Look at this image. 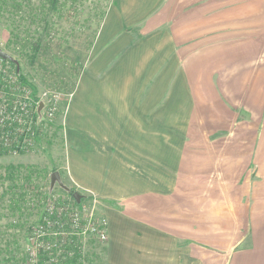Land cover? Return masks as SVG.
I'll return each instance as SVG.
<instances>
[{
	"label": "crops",
	"instance_id": "crops-1",
	"mask_svg": "<svg viewBox=\"0 0 264 264\" xmlns=\"http://www.w3.org/2000/svg\"><path fill=\"white\" fill-rule=\"evenodd\" d=\"M117 4L102 30L126 72L86 81L96 133L74 146L105 264H264V0Z\"/></svg>",
	"mask_w": 264,
	"mask_h": 264
},
{
	"label": "rangeland",
	"instance_id": "rangeland-1",
	"mask_svg": "<svg viewBox=\"0 0 264 264\" xmlns=\"http://www.w3.org/2000/svg\"><path fill=\"white\" fill-rule=\"evenodd\" d=\"M13 1L21 2L20 12L10 9ZM117 3L118 0H0V46L18 62L0 59V68L9 70L17 80V85H12L16 92L20 87L34 101L32 115L16 128L26 131L23 147L0 150V264H28L33 230L43 225L47 216L57 226L58 213L50 211V206L63 209L64 221L72 209L88 207V200L104 213L100 196L85 191L83 179L74 175V166L79 164L75 163L74 157L79 154L74 152V146L82 145L85 138L96 133L84 130V120L89 119L83 113L86 81L100 69L102 76L126 72L125 66H115V41L109 45L110 36L103 35L102 30L108 13L116 12ZM132 35L117 40L130 46L135 43ZM55 171L68 190L58 182L51 186ZM203 184L211 186L205 176ZM74 191L83 194L80 203L73 197ZM107 221L109 229L108 218ZM49 228L51 234L54 230ZM72 228L68 229L71 233ZM86 242L76 264H105L107 246L93 239Z\"/></svg>",
	"mask_w": 264,
	"mask_h": 264
},
{
	"label": "built area",
	"instance_id": "built-area-1",
	"mask_svg": "<svg viewBox=\"0 0 264 264\" xmlns=\"http://www.w3.org/2000/svg\"><path fill=\"white\" fill-rule=\"evenodd\" d=\"M11 75L9 70L3 71L0 68V150L16 145L23 147L26 131L23 129L20 132L16 128L21 127L25 118L32 115L30 109L34 102L27 92L21 91L20 87L16 92L12 85H17V80ZM29 128L31 131V126ZM88 201V207L83 206L80 211L72 209L71 216L68 212L66 222L63 218V209L54 210L53 207H49L50 211L58 213L55 216L57 226H54L47 216L43 225L33 230L29 237L28 264H76L82 247L87 243L86 240L93 239L107 245L109 239L107 218L104 213L99 212L96 204ZM70 227H73L72 233L68 230ZM48 228L54 230L51 233L52 237Z\"/></svg>",
	"mask_w": 264,
	"mask_h": 264
},
{
	"label": "water",
	"instance_id": "water-1",
	"mask_svg": "<svg viewBox=\"0 0 264 264\" xmlns=\"http://www.w3.org/2000/svg\"><path fill=\"white\" fill-rule=\"evenodd\" d=\"M0 59H3V60H8L10 62H13L15 64H17V60H15V58H13V56L11 54H9L8 52H6L5 50H3L0 46ZM58 182V184L60 186H62L63 188L67 189L68 190V187L63 183V181L61 180L60 178V175H59V172L58 171H55L53 172L52 176H51V186L53 187L55 185V183ZM73 197L75 198V200L80 203L81 202V199L83 197V194L77 192V191H74L73 192Z\"/></svg>",
	"mask_w": 264,
	"mask_h": 264
},
{
	"label": "trees",
	"instance_id": "trees-1",
	"mask_svg": "<svg viewBox=\"0 0 264 264\" xmlns=\"http://www.w3.org/2000/svg\"><path fill=\"white\" fill-rule=\"evenodd\" d=\"M6 6H8V4L6 5ZM9 7H10V9L11 10H13V12H20L21 10H20V8H21V2H15V1H13V3L11 4V5H9ZM12 12V13H13ZM13 15H14V13H13ZM16 38H20V37H18V36H16ZM21 76V75H20ZM21 78L23 79V77L21 76ZM19 147V146H18ZM20 148V147H19ZM5 151V150H4Z\"/></svg>",
	"mask_w": 264,
	"mask_h": 264
}]
</instances>
